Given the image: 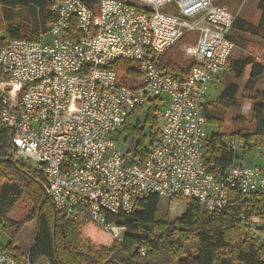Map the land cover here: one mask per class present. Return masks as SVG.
Masks as SVG:
<instances>
[{
  "label": "built area",
  "instance_id": "2783aa9c",
  "mask_svg": "<svg viewBox=\"0 0 264 264\" xmlns=\"http://www.w3.org/2000/svg\"><path fill=\"white\" fill-rule=\"evenodd\" d=\"M212 1L98 0L94 13L81 0H55V19L39 40L0 46V130L12 133V162L42 175L46 199L66 221L120 243L124 228L112 217L149 196L192 200L210 215L229 205L231 189L264 194V166L237 164L216 178L205 165V94L236 48L233 16ZM72 22L77 41L65 37ZM191 33L193 66L178 79L161 65ZM116 61L136 65L139 88L117 85ZM157 99L159 135L139 162L118 150L115 135L133 111ZM223 143L232 151L244 146L239 137ZM249 211L242 224L264 247V219ZM3 247L0 239V264H16Z\"/></svg>",
  "mask_w": 264,
  "mask_h": 264
},
{
  "label": "trees",
  "instance_id": "16d2710c",
  "mask_svg": "<svg viewBox=\"0 0 264 264\" xmlns=\"http://www.w3.org/2000/svg\"><path fill=\"white\" fill-rule=\"evenodd\" d=\"M81 1L94 13L97 12L98 0ZM256 1L260 14L257 25L239 17L234 18L231 33L234 44L246 35L264 39V0ZM54 2L0 0L2 10H27L35 19V24L28 26L13 23L11 15H4V22L0 18V46L5 41L15 39L39 40L46 33L48 23L55 19L50 11ZM65 37L71 41L81 37L74 22ZM134 66V63L128 61H116L110 65L117 72V85L132 89L140 87L141 74ZM192 66L193 60L182 68L165 55L161 68L182 79L188 75ZM227 68L234 81L228 84L215 103H205L202 108L206 125L217 127L215 134L207 135L204 146L205 165L216 178L222 177L233 165H243L242 154H247L252 147L264 150V91L259 90L253 97L249 96L253 128H247L242 124L243 120L237 118L233 122L241 126L226 135L222 132L224 120L219 113L220 107L236 108L239 83L244 82L246 92L253 91L264 78V63L247 56L229 60ZM160 104L161 99H157L147 105L145 124L150 127V144L159 135L154 114ZM139 110L133 111L121 127L125 132V142L131 147L129 152L140 162L149 153L145 145L146 137L138 124L133 127L129 123ZM11 137L9 131L0 130V239L2 236L8 238L3 244V250L14 258L16 264H24L26 256L31 264L43 260L49 264H264V247L256 244L249 236L241 220V216L249 210L250 214L264 219V194L244 196L237 189H231L229 205L210 215L202 210L199 203L186 200L185 212L172 222L157 220L160 197L149 196L139 201L129 214L112 217L116 226L124 228L119 243L112 241L97 227L70 223L60 212L55 211L42 191L41 187L45 186L42 175L26 165L8 162L12 161L8 146ZM228 137H239L244 142L243 148L240 151L227 149L223 141ZM133 143H136L134 147ZM20 197L22 200L17 203ZM13 212L14 215L20 212V219H13ZM33 220L36 221L35 241L25 253L16 246L14 236L22 222ZM86 229L93 231L94 235L103 234L107 239L102 243L87 239L84 236ZM188 242H195L193 253H186Z\"/></svg>",
  "mask_w": 264,
  "mask_h": 264
},
{
  "label": "rangeland",
  "instance_id": "374dc122",
  "mask_svg": "<svg viewBox=\"0 0 264 264\" xmlns=\"http://www.w3.org/2000/svg\"><path fill=\"white\" fill-rule=\"evenodd\" d=\"M214 4H224L233 18L239 17L244 19L251 24L257 25L259 20V12L257 10V3L255 0H213ZM4 15H11L12 22H17L21 25L33 26L35 24V19L27 10H15V11H4L0 8V18L1 22H4ZM2 36V34H0ZM48 36L46 39L48 40ZM239 42H235V50L232 55V60H236L240 57H252L255 61L264 63V39H258L251 36H242L239 38ZM197 43V34L191 33L181 41H179L172 49L166 53V58L171 59L182 68L186 67L193 60ZM135 68L136 65L134 66ZM121 76L123 74H120ZM124 76V75H123ZM122 76V77H123ZM234 81V77L229 73L228 68L226 71L219 73L216 76L215 81L210 85L205 94V103H215L220 97L224 89L228 86L229 83ZM239 85V91L236 96V108L235 109H225L220 107L219 113L224 120V127L222 132L226 135H229L233 129L240 127L241 125H235L233 120L241 118L243 120L242 124L247 128H253L254 123L250 118V109L251 104L249 101V96L253 97L256 92L264 91V78L259 81L257 86L253 89L252 92H246L244 89V82H241ZM148 106L140 108L139 111H136L130 120V126L139 125L142 128V134L146 137V146L150 148V138H149V125L145 124V118L147 115ZM154 119L157 121V117L154 116ZM235 126V127H234ZM205 131L207 135H212L217 132V127L213 125H206ZM115 139L118 143V150L124 152L131 147L125 142V132L122 127L118 129ZM136 143H133L135 146ZM150 144V145H149ZM242 163L244 166H264V150L256 147H252L247 154H242ZM22 200V197L17 199V203ZM16 203V204H17ZM23 208V206H22ZM186 210V200L185 199H173L168 200L161 197L158 210H157V220H162L166 222H172L175 219H178L183 215ZM20 212H13V219L19 218ZM9 218L12 219L9 215ZM13 221V220H12ZM36 236V221L22 222L19 230L16 232L14 238L16 246L20 248L22 252L27 253L32 245L34 244ZM84 236L87 239L95 240L98 243H102L103 240H106L107 237L103 234L94 235L93 231L86 229L84 231ZM5 238V239H4ZM2 236V242L5 243L8 241L7 237ZM105 244V243H103ZM195 242H188L186 244V253H193L195 250ZM28 263V256L24 259V264Z\"/></svg>",
  "mask_w": 264,
  "mask_h": 264
},
{
  "label": "water",
  "instance_id": "95a60500",
  "mask_svg": "<svg viewBox=\"0 0 264 264\" xmlns=\"http://www.w3.org/2000/svg\"><path fill=\"white\" fill-rule=\"evenodd\" d=\"M8 162H11V163L14 165V163H13L12 161L8 160ZM41 188H42V191H43L45 197H47V196H46V190H45V187L42 186Z\"/></svg>",
  "mask_w": 264,
  "mask_h": 264
},
{
  "label": "crops",
  "instance_id": "0c3cea01",
  "mask_svg": "<svg viewBox=\"0 0 264 264\" xmlns=\"http://www.w3.org/2000/svg\"><path fill=\"white\" fill-rule=\"evenodd\" d=\"M256 1V0H255ZM256 3H257V1H256Z\"/></svg>",
  "mask_w": 264,
  "mask_h": 264
}]
</instances>
